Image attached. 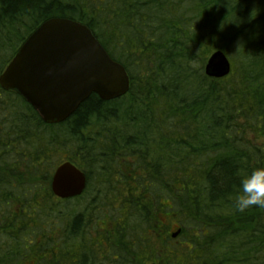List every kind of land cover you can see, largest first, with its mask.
<instances>
[{"label": "trees", "instance_id": "obj_1", "mask_svg": "<svg viewBox=\"0 0 264 264\" xmlns=\"http://www.w3.org/2000/svg\"><path fill=\"white\" fill-rule=\"evenodd\" d=\"M52 17L89 26L130 88L51 124L0 85V264H264V208L234 207L241 177L264 167V0H0V75ZM217 50L232 64L221 78L205 72ZM65 160L87 186L60 199ZM95 209L109 220L92 239Z\"/></svg>", "mask_w": 264, "mask_h": 264}, {"label": "water", "instance_id": "obj_2", "mask_svg": "<svg viewBox=\"0 0 264 264\" xmlns=\"http://www.w3.org/2000/svg\"><path fill=\"white\" fill-rule=\"evenodd\" d=\"M231 69L222 50L213 52L205 65L206 74L216 78L228 75ZM0 85L23 96L46 123L56 124L68 119L92 93L106 101L125 95L130 77L89 26L52 17L21 44L1 73ZM86 186V172L70 160L52 173L50 188L60 199L80 196Z\"/></svg>", "mask_w": 264, "mask_h": 264}, {"label": "clouds", "instance_id": "obj_3", "mask_svg": "<svg viewBox=\"0 0 264 264\" xmlns=\"http://www.w3.org/2000/svg\"><path fill=\"white\" fill-rule=\"evenodd\" d=\"M256 16H250V20ZM256 206L264 208V167H257L240 179L239 191L234 201V207L239 212Z\"/></svg>", "mask_w": 264, "mask_h": 264}, {"label": "rangeland", "instance_id": "obj_4", "mask_svg": "<svg viewBox=\"0 0 264 264\" xmlns=\"http://www.w3.org/2000/svg\"><path fill=\"white\" fill-rule=\"evenodd\" d=\"M63 156L65 158L67 157V155H65V154ZM85 190H86V188H85ZM91 197H92V195H89V197L87 199V202H86V205H88V207L91 206ZM95 198L96 199H100L101 197L96 196ZM94 203H99V204H95L94 205L97 208L103 203V201H97L96 200V202H94ZM81 204H83V203H81ZM95 210L96 211L94 212V214L91 217L86 215L85 218L83 219V224H85L84 235L86 237L92 238V239H96V237L98 236L99 232L102 233L104 231V228L107 227L102 222L103 221L107 222L109 220L108 217H103L102 216V213H100V210H98V209H95ZM56 221H57L56 224H58V226H63V224L65 225V222H63L62 220H56ZM170 222H171L172 225L176 226L177 223H179V220L176 219V218L175 219L174 218H170ZM96 223H97V226H98V231H99L98 233L94 229V225L96 226ZM167 232H169V231H167ZM177 238L178 237H175L174 240L172 241L173 247H178L180 252L183 254L187 250L189 244H186V243L182 242V238L181 237L179 239H177ZM103 243H105V242H103ZM148 253H150V252H148ZM148 253H144L145 254V255L143 254L144 256L138 255V256H136V258L134 256L131 261L124 262L123 264H146L147 262H150L155 256V255L154 256L153 255H149ZM162 256L165 257V254L163 253Z\"/></svg>", "mask_w": 264, "mask_h": 264}, {"label": "flooded vegetation", "instance_id": "obj_5", "mask_svg": "<svg viewBox=\"0 0 264 264\" xmlns=\"http://www.w3.org/2000/svg\"><path fill=\"white\" fill-rule=\"evenodd\" d=\"M155 262V261H154ZM150 263H153V262H147L146 264H150ZM157 264H159V262H156Z\"/></svg>", "mask_w": 264, "mask_h": 264}]
</instances>
